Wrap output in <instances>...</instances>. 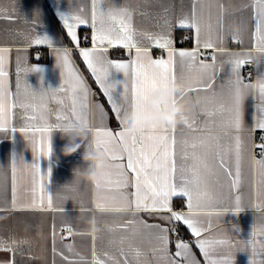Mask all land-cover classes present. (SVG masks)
<instances>
[{"label":"snow or ice","instance_id":"1","mask_svg":"<svg viewBox=\"0 0 264 264\" xmlns=\"http://www.w3.org/2000/svg\"><path fill=\"white\" fill-rule=\"evenodd\" d=\"M203 7L198 0H193L190 14L179 18L180 28L194 29L195 44L191 49L179 50L173 47V21L166 15L157 19L158 25L162 20L165 31L139 33L149 42V46H142L135 38L137 30L133 23V10L128 7H98L96 0H93L90 22L91 47H80L77 34L80 26L89 24L88 18L72 12L70 18H64L67 34L78 49L86 71L106 98L118 122L119 130L115 131L104 123L108 113L103 104L98 101L92 103V97L96 93L75 65L69 49L60 47L54 50L57 65L61 69L60 87L37 91L25 81L22 88L20 83L22 69L17 64L13 92L9 85L7 70L10 50L0 48V130L8 129L13 110L21 109L22 119L28 123L19 131L26 136L32 134L29 138L33 143V152L48 156L51 152L50 138L53 129H58L68 121L90 124L87 117L90 108H95L100 115L101 123L93 128V133L95 145L103 153L104 159L95 165V207L102 213H128L133 218L114 225H105L110 233L128 234L121 236L116 245V251L122 259L110 255L108 251L101 254L93 248L94 264H145L142 259L144 251L132 242L138 234L135 227L137 223L149 230V243L155 241L151 253L155 256L157 264H200L189 242L183 239L177 240L175 253H170L169 233L178 232L177 227L171 226L173 224L186 226L195 238V245L206 264H233L231 251L218 256L216 249L220 246L232 249L235 246L227 238L204 236V233L212 229L211 219L205 227L198 217L207 215L211 218L213 214L219 215L218 209L236 213L245 209L240 190L246 157L257 177L256 195L260 203L255 207L264 211V199H261L264 197V72H260L255 80H252L251 75L245 78L241 74V69L246 64L264 63V0H252L250 5H244L245 8L252 9L254 30L251 39L259 55H253L251 50L232 52L224 46L226 34L222 15L216 21L214 41L211 17L205 21ZM223 7L222 4L219 5L221 12ZM164 11L167 13L168 10ZM202 31L205 33L203 38ZM229 35L234 42L243 43L239 33ZM30 42L35 45L51 46V41L47 37H36ZM115 47L128 50L130 58L109 59L108 49ZM152 48L167 50V58L163 56L153 58ZM201 49L213 51L205 56ZM218 56H226L227 59L218 62ZM177 61L184 70L179 77L175 71ZM225 65L230 68L228 79L217 85L218 73L224 70ZM35 68L33 65L23 71H34ZM112 69L123 72L125 76L123 92L118 98L114 95L118 81L108 79ZM177 79L185 82L179 98L188 100L191 104L188 118L179 125L152 120L140 123L133 131H127L124 121L129 113L134 110L151 109L153 106L148 103L151 93L158 88L167 87ZM193 93L194 96L191 95ZM250 96L254 100L255 109L251 128L245 122L246 101ZM28 97H31V102ZM176 99L177 95L174 94L171 102L175 103ZM49 100H54L59 105L55 113L48 107ZM53 115L55 123L50 122ZM12 129L16 130L15 127ZM245 131L248 132L247 137L244 136ZM255 132L261 134L254 137ZM254 139H258L260 143H254ZM253 149L259 150L256 157L252 156ZM28 167L25 165L26 169ZM30 167L33 198L31 204L25 207H39L43 210L46 199L47 206L51 209L53 196L49 193L45 196L44 176L41 175L39 165L32 164ZM16 171V166L13 165L11 202L14 206L17 204ZM50 171L49 169L47 173L48 178ZM37 177L41 193L38 201L35 197ZM6 191V183L0 184V195L6 194ZM64 191L77 193L78 188L75 185H68ZM177 197L186 198L187 212L173 210L172 201ZM61 199L67 200L69 197L63 195ZM58 211L63 212L65 209L60 208ZM139 212L158 215L168 226L137 221L136 216ZM65 229L71 236V226H62L61 231ZM98 231L100 229L96 227V221H93V232ZM52 235L53 255H59L65 264H78L73 255L79 254L74 253L72 244L65 245L69 254L57 250L55 226ZM252 237L251 255L255 257L259 248V254L264 257V225L259 229H253ZM61 239L66 237L62 235ZM92 239L95 241L96 236L93 235ZM29 243L27 238L13 237L7 240L0 238V251L12 254L11 259L0 260V264H15L17 252L22 254V246ZM83 259V256H79L80 261Z\"/></svg>","mask_w":264,"mask_h":264},{"label":"crops","instance_id":"2","mask_svg":"<svg viewBox=\"0 0 264 264\" xmlns=\"http://www.w3.org/2000/svg\"><path fill=\"white\" fill-rule=\"evenodd\" d=\"M193 0H96L98 7H128L133 10V23L137 30L136 39L141 42L142 46H149V42L141 35L140 32H161L166 29L163 22L157 24V19L164 17L173 21L172 39L173 47L179 49H191L194 44V29L178 26V20L187 14H190L191 4ZM252 0H198L202 4L205 21L211 17L213 24L212 39L216 40V21L221 15L223 16L225 41L224 46L232 52H241L251 50L253 55H259L256 52L254 43L251 39V33L254 30V21L252 19V9L245 8L244 5H250ZM223 5V12L219 5ZM93 0H0V48L10 50L7 60V70L9 72V85L11 90L15 92L16 83V67L17 64L22 69L20 75V83L23 88L25 81L30 84L34 90H48L60 87L62 82L61 69L57 65L55 56L56 48H67L75 65L86 77L89 85L96 95L92 97V103L97 101L103 104L108 116L104 123L107 127L114 131L119 130L118 122L115 120L114 114L111 112L110 105L106 98L100 92L94 79L86 71L82 58L78 54V49L71 41L67 34L64 24V18L69 17L71 12L82 14L89 20L88 25L80 26L77 29L78 39H80V47H91V12ZM167 9V13H165ZM82 10V11H81ZM199 10V9H198ZM231 33H239L243 43H236L231 38ZM205 33L202 31V38ZM187 36L188 40L183 37ZM36 37H47L51 41V46L47 44L35 45L30 41ZM88 39L85 40L84 38ZM107 47V46H106ZM205 56H208L213 50L201 49ZM39 53V58H37ZM134 54V49L132 50ZM151 54L153 58L163 56L167 58V50L152 48ZM109 59H129L128 50L122 47L108 49ZM218 62L227 59L226 56H218ZM36 66L34 71L24 72L23 69ZM256 72L252 77L255 80L260 72H264V63L257 64L255 62ZM229 66L225 65L224 70L218 73L217 85L228 79ZM176 74L179 77L184 70L181 69L179 62L176 65ZM243 73V68L241 69ZM109 81H118L114 89V95L118 98L123 92V82L125 76L123 72L112 69L109 74ZM156 89L151 93L148 103L153 107L143 112L158 113L167 109L172 103V97L160 103H153L152 96L159 90ZM191 95H195L194 93ZM181 99V98H180ZM31 102V97H28ZM68 103V101H65ZM49 109L55 113L59 105L54 100H49ZM136 111V110H134ZM11 125L6 130H0V184L6 183V194L0 195V238H27L30 242L22 246L21 252H17L15 256V264H65V261L59 256L53 255V226H55V246L58 251H64L69 254L65 245L72 244L74 253L83 256L82 261L79 256L73 258L78 264H94L92 251L95 248L99 253L108 251L110 255L119 257L116 251V245L121 236L128 235L121 232H108L105 225H114L119 222L132 219L131 214H111L102 213L95 207V187L94 181L80 177L77 174L84 171L90 162L84 160V145L76 152L65 154L63 149L68 144V137L61 134L59 129H53L51 133L50 143L51 152L48 156L33 152V143L25 133L19 131L28 121L22 119L23 111L19 108L13 110ZM255 115L254 100L250 96L246 101L245 122L251 128L253 116ZM88 120L92 128L100 125V115L95 108H90L87 113ZM158 120V119H154ZM50 122L55 123L54 115ZM15 127L16 130L12 128ZM179 127V126H178ZM187 130L185 129V132ZM248 132H244L247 137ZM254 137L260 135L259 132L253 133ZM178 135V139H179ZM38 139V137H36ZM258 139H254V143H259ZM78 142V141H77ZM87 144V141H85ZM258 149L252 150V156L256 157ZM38 164L41 175L44 176L43 184L45 196L52 194L53 207L47 206V200L43 210L39 207H25L30 205L32 194V170L31 165ZM16 166V187H17V204H12V169ZM25 165L29 167L26 169ZM49 178L47 177L48 170ZM256 175L254 169L249 165L247 157L243 166V184L240 194L243 197L245 209L239 213L229 211H217L219 215L213 214L211 218L207 215H200L198 219L207 227L209 219H211L212 229L204 233L209 238H227L234 245L232 249L220 246L216 249L218 256H223L229 251L232 252L233 264H262L264 257L259 254L251 255V244L253 229H259L264 225V211L259 210L255 205L260 203V199L256 195ZM37 186L35 197L38 201L40 196L39 177H37ZM227 183V180L224 181ZM75 185L78 188L77 193H71L69 199H61L65 194V186ZM75 196L73 199L72 197ZM261 199H264L262 197ZM173 210L187 212L186 198L177 197L172 201ZM230 207V205H224ZM63 208L61 212L58 209ZM137 221L143 220L148 224H164L167 222L159 219L158 215L148 212H139L136 216ZM93 221H96V227L100 229L93 232ZM71 226L72 235L69 236L67 229L61 231L62 226ZM177 227L178 232L183 235V240L189 242L192 252L195 254L200 264H206L199 248L195 245V238L190 231L182 224L171 225ZM135 227L138 234L132 241L133 244L139 246L144 251L143 261L145 264H157L155 256L151 253L152 244L149 243V230L145 229L142 224L137 223ZM66 239H61V236ZM93 235L96 240L93 241ZM174 233H169L170 253H175ZM259 237H257V240ZM110 241L115 243H110ZM247 244V247L245 245ZM127 241L125 242V247ZM243 249V250H241ZM12 258L10 252L0 251V260H8ZM103 258V257H102ZM131 259V257H130Z\"/></svg>","mask_w":264,"mask_h":264},{"label":"clouds","instance_id":"3","mask_svg":"<svg viewBox=\"0 0 264 264\" xmlns=\"http://www.w3.org/2000/svg\"><path fill=\"white\" fill-rule=\"evenodd\" d=\"M184 87L185 82L177 79L176 82L169 84L167 87L160 88L152 96L153 103L168 100L174 94L177 95V103L158 113L131 111L124 121L125 129L127 131H133L140 123L149 122L154 119L166 121L169 125H179L188 118L191 111L190 102L179 98V93L183 91ZM58 129L62 135L68 137V144L63 149L66 155L76 152L84 145L83 158L90 163L84 171H80L77 175L94 181L95 165L97 162L103 160L104 156L95 145L92 126L90 124L68 121L63 123ZM85 141H87V144H85ZM71 193L65 192L64 195L69 197Z\"/></svg>","mask_w":264,"mask_h":264},{"label":"built area","instance_id":"4","mask_svg":"<svg viewBox=\"0 0 264 264\" xmlns=\"http://www.w3.org/2000/svg\"><path fill=\"white\" fill-rule=\"evenodd\" d=\"M186 37L187 36H184L183 38L185 39ZM185 40H188V39H185ZM255 72H256L255 62L250 63V64H246L243 67V73H244L243 76L245 78L249 77V75H251V78H252L255 75ZM258 142L260 143V141H258ZM173 238H174L175 242H177L178 239H182L183 238V235H181L180 232H174Z\"/></svg>","mask_w":264,"mask_h":264}]
</instances>
